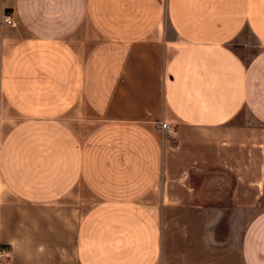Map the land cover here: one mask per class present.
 <instances>
[{
	"label": "crops",
	"instance_id": "1",
	"mask_svg": "<svg viewBox=\"0 0 264 264\" xmlns=\"http://www.w3.org/2000/svg\"><path fill=\"white\" fill-rule=\"evenodd\" d=\"M0 247L264 264V0H0Z\"/></svg>",
	"mask_w": 264,
	"mask_h": 264
},
{
	"label": "built area",
	"instance_id": "2",
	"mask_svg": "<svg viewBox=\"0 0 264 264\" xmlns=\"http://www.w3.org/2000/svg\"><path fill=\"white\" fill-rule=\"evenodd\" d=\"M3 21H5L7 24H11L10 19L8 16H5L3 18ZM157 128L165 133H170L172 132V128L169 126V124L165 121H158L157 123ZM9 250L4 247H0V259H6L9 257Z\"/></svg>",
	"mask_w": 264,
	"mask_h": 264
}]
</instances>
